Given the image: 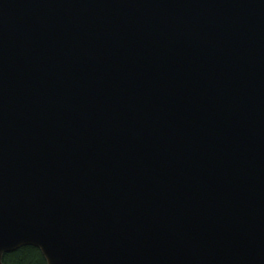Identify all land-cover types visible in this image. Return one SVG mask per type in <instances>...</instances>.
<instances>
[{
    "label": "water",
    "instance_id": "1",
    "mask_svg": "<svg viewBox=\"0 0 264 264\" xmlns=\"http://www.w3.org/2000/svg\"><path fill=\"white\" fill-rule=\"evenodd\" d=\"M264 264V0H0V264Z\"/></svg>",
    "mask_w": 264,
    "mask_h": 264
},
{
    "label": "trees",
    "instance_id": "2",
    "mask_svg": "<svg viewBox=\"0 0 264 264\" xmlns=\"http://www.w3.org/2000/svg\"><path fill=\"white\" fill-rule=\"evenodd\" d=\"M4 264H47V260L39 247L21 246L3 255Z\"/></svg>",
    "mask_w": 264,
    "mask_h": 264
}]
</instances>
